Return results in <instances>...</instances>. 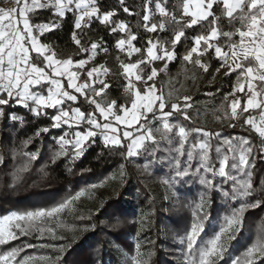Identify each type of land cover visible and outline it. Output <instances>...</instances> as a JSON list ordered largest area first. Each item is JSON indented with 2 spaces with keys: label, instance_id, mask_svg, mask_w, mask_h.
I'll return each mask as SVG.
<instances>
[{
  "label": "snow or ice",
  "instance_id": "6c2138e0",
  "mask_svg": "<svg viewBox=\"0 0 264 264\" xmlns=\"http://www.w3.org/2000/svg\"><path fill=\"white\" fill-rule=\"evenodd\" d=\"M169 7V0H145L142 5L140 18L148 33L164 31L167 23L173 35L171 40L165 41L148 38L146 59L127 65L121 62L128 90L134 91L131 109L127 104H120L118 99H108L105 90L109 85L102 79L108 70L103 65L85 72L100 45L92 43L90 48L85 47L77 34L82 26L90 28L98 22L109 34L119 36L115 40L119 51L129 55L140 52L141 49L133 44L137 36L124 19L118 18L117 9L129 16L134 14L125 0H118L111 9L105 8L101 0H23L22 7L18 0L17 8L0 10V173L7 174L10 165L21 164L18 158L27 157V161L12 172L13 177L19 179L17 172L27 171L28 165L38 160L45 149L51 153L53 164L67 157L71 172V166L99 138L110 152L126 149L119 152L126 159L150 157L144 167L166 169L164 183L169 187L200 186L198 199L189 205L190 227L179 240L185 247L179 249L178 259L187 264H221L222 261L225 264H264V243L250 244L226 261L234 241L244 231L246 211L264 208V179L258 187L254 184L257 160L264 161V0H178L172 6L175 11L170 12ZM43 10H48L56 19L42 22L29 18L30 13ZM157 14L159 21L151 22ZM69 15L74 18L71 40L80 53L88 54L87 59H56L50 46L40 43L41 36L60 28ZM135 15L140 16V13ZM196 26L202 32L193 37L194 46L183 60L211 75L213 66L201 57L208 53L210 61L214 53L219 64L214 71L226 69L225 76L236 73V84L231 91L222 94L220 110H225L227 105L230 109V112L225 111L229 121L227 127L254 130L260 138L258 144L248 136L188 127L184 121H192L188 110L194 107L193 98L186 95L183 104L174 102L162 92L157 94L155 83L149 84L176 58L175 48L185 37V29ZM221 38L223 43L218 42ZM169 43L171 49L166 46ZM33 51L37 54L35 57L31 55ZM193 53L197 54L195 59ZM156 61H164V67L153 66L147 73H135V79L143 82L142 90L135 88L128 75L139 64ZM82 74L86 79L81 80ZM242 80L246 81V88ZM238 92L243 93V97L238 96ZM205 95L214 96L215 93L206 92ZM79 96L93 106L91 110L73 107L79 104ZM245 113L248 115L244 116ZM173 116L182 119L173 121L170 119ZM242 117L241 123L233 122L241 121ZM53 130L61 131L50 136L45 145V137ZM193 133L197 135L193 137ZM37 141L40 147L25 151ZM214 194L224 206V215L219 217L216 231L202 237L206 223L212 219ZM66 203L11 211L0 216V248L3 249L0 264H31L37 259L26 254L27 249L36 247L35 244L15 245L13 242L33 237L35 232L40 233L35 238L42 239L44 229L34 222L54 216L66 207ZM39 247L57 248L49 243H41ZM135 247L139 255V242ZM59 251H63V247ZM39 259L47 261L50 258L45 255ZM59 259L56 256L51 264H57ZM121 264L129 262L124 259ZM136 264H147V261L137 259Z\"/></svg>",
  "mask_w": 264,
  "mask_h": 264
},
{
  "label": "trees",
  "instance_id": "16d2710c",
  "mask_svg": "<svg viewBox=\"0 0 264 264\" xmlns=\"http://www.w3.org/2000/svg\"><path fill=\"white\" fill-rule=\"evenodd\" d=\"M7 1L9 0H0V5ZM101 2L107 9L118 4V0ZM144 2L145 0H125L126 5L134 13L131 16L117 9L118 18L124 19L131 32L137 36L133 44L141 49L138 53L133 52L129 55L127 52L119 51L115 47V40L119 36L109 34L105 26L99 25L98 22L93 23L90 28L82 27L77 30L78 38L85 47L90 48L92 43L100 45L98 54L86 65L85 72L92 67L103 65L108 70L103 76L105 83L109 85L105 90L108 99H118L120 104L127 106L131 104L133 95L128 90V79L121 62L127 65L146 59L148 38L165 41L171 40L173 35L171 25L167 23L164 31L158 30L155 33L146 31L140 18L143 15ZM177 2L178 0H169L170 12L175 11L172 6ZM135 13H140V16ZM30 19L44 22L56 18L48 10H43L32 13ZM73 19L69 15L60 28L46 32L40 37V43L48 44L51 51L55 52L56 59L71 58L74 61L87 59L88 54L80 53L78 46L71 40ZM159 19L157 14L151 22H158ZM201 32L199 26L185 29V37L181 38L175 48L176 58L168 62L167 70L159 72L149 84L155 83L157 94L162 92L166 98L170 96L174 102L183 104L182 96L185 95L193 98L194 107L188 110L192 121L191 123L184 121L188 127L203 128L206 131L222 130L224 135L248 136L252 138L253 143L258 144L260 138L253 130L245 131L239 126L235 129L227 127L229 121L225 118V111L230 112L227 105L225 110H220L222 94L232 90L236 84V73L225 76L223 68L219 72L214 71V67L219 66L214 53L210 61L208 53L201 57L213 66L210 68L211 75L183 60V56L194 46L193 37ZM218 42L223 43V38ZM166 46L171 49L170 43ZM104 48L108 51L104 52ZM31 55L35 57L37 54ZM196 56L197 54L193 53V59ZM164 64V61L139 64L135 73L144 74L149 72L151 67L160 69ZM81 79L86 78L82 76ZM132 81L137 89L142 90V81L136 79ZM206 92H214L215 95L207 96ZM237 95L243 97V93ZM79 101V104L73 107H81L82 111L92 109L93 106L89 105L83 96H79ZM170 119L174 121L182 117L173 116ZM242 119L243 117L241 121L233 122L239 124ZM60 131L53 130L45 137V145L48 144L50 136L57 135ZM196 135L197 133H193V137ZM38 147L39 141L29 145L25 151H32ZM120 151L126 149L110 152L97 138V143L71 166V172L68 170L67 157H61L53 164L51 153L45 149L38 160L28 165L27 171L17 172L19 179H15L12 172H16L22 163L27 161V157L18 158L21 164L10 165L7 174L0 173V216L11 211L21 212L67 202L66 207L59 213L34 222L44 229L42 239H36L35 236L40 233L35 232L33 237H22L20 241L13 242L15 245L22 242L36 245L35 248L26 250V254L37 257L31 264H51L56 256L60 257L57 264H121L124 259H127L129 264H136L137 259L146 260L147 264H185V260L178 259L179 249L185 247L179 240L190 227L189 205L198 199L200 186L181 185L178 189L169 187L164 183L167 178L166 169L159 166L144 167L146 159L150 157L126 159L119 154ZM254 172V184L258 187L260 180L264 179V161L257 160ZM73 196L78 198L73 199ZM223 210L224 206L214 194L212 219L205 225V234L214 230L212 221L218 220L224 213ZM137 242L140 244L139 255L135 247ZM41 243L54 244L57 248H40ZM259 243H264V208L246 211L244 231L234 241L226 261H230L232 256L239 254L250 244ZM61 247L63 251H59ZM2 250L0 248V251ZM45 255L50 259L47 261L39 259ZM221 264L225 262L222 261Z\"/></svg>",
  "mask_w": 264,
  "mask_h": 264
},
{
  "label": "rangeland",
  "instance_id": "374dc122",
  "mask_svg": "<svg viewBox=\"0 0 264 264\" xmlns=\"http://www.w3.org/2000/svg\"><path fill=\"white\" fill-rule=\"evenodd\" d=\"M34 13V12H33ZM225 51H227V50H225ZM225 70L226 69H223V71L225 72ZM124 73H125V71H124ZM126 75V74H125ZM82 76H84L85 78H86V75H81V77ZM128 78L129 79H135V69H133L132 70V73L131 74H129L128 75ZM102 79H103V77H102ZM82 80V79H81ZM64 83H65V85H66V81H64ZM97 85H99V84H97ZM247 87V83L245 84V88ZM136 88V87H135ZM156 90V89H155ZM132 95H133V99H134V91L132 92ZM128 108L129 109H131V104L128 106ZM129 118H130V112H129ZM101 122H103V121H101ZM124 126L123 125H121V128H123ZM129 130H131V129H129ZM224 215V213L221 215V216H223ZM219 218H218V220H214V221H212V225H213V229L214 230H212L209 234H205V233H203L202 234V237H206V236H208V235H210L212 232H214V231H216V229H217V227H218V225H219ZM185 264H187V261H185Z\"/></svg>",
  "mask_w": 264,
  "mask_h": 264
},
{
  "label": "built area",
  "instance_id": "2783aa9c",
  "mask_svg": "<svg viewBox=\"0 0 264 264\" xmlns=\"http://www.w3.org/2000/svg\"><path fill=\"white\" fill-rule=\"evenodd\" d=\"M29 2H30V0H29ZM22 4H23V0H20V6L21 7H22ZM17 7H18V0H9L6 3L0 5V10H7V9L17 8ZM30 14H29V16H30ZM83 28H86V27H83ZM183 97L184 96H182V99H183Z\"/></svg>",
  "mask_w": 264,
  "mask_h": 264
},
{
  "label": "crops",
  "instance_id": "0c3cea01",
  "mask_svg": "<svg viewBox=\"0 0 264 264\" xmlns=\"http://www.w3.org/2000/svg\"><path fill=\"white\" fill-rule=\"evenodd\" d=\"M32 14V13H31ZM31 14H30V16H31ZM30 16H29V18H30ZM32 53H34V54H36L34 51L32 52ZM242 83H244V85L246 84V81H241ZM256 84H260V82H255ZM239 93V92H238ZM255 114V113H254ZM248 115V113H245V116H247ZM254 131V130H253ZM255 132V131H254ZM256 133V132H255ZM257 134V133H256ZM258 135V134H257Z\"/></svg>",
  "mask_w": 264,
  "mask_h": 264
}]
</instances>
